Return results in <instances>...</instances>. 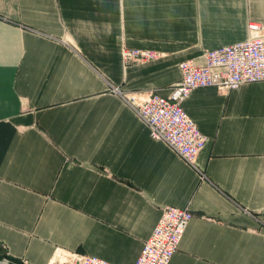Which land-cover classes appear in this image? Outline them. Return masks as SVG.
<instances>
[{
  "label": "crops",
  "instance_id": "obj_1",
  "mask_svg": "<svg viewBox=\"0 0 264 264\" xmlns=\"http://www.w3.org/2000/svg\"><path fill=\"white\" fill-rule=\"evenodd\" d=\"M249 21L264 25V0H0V254L134 264L173 206L191 218L168 264H264V81L181 101L204 177L121 97L167 96L178 62ZM122 47L158 56L124 65Z\"/></svg>",
  "mask_w": 264,
  "mask_h": 264
},
{
  "label": "built area",
  "instance_id": "obj_2",
  "mask_svg": "<svg viewBox=\"0 0 264 264\" xmlns=\"http://www.w3.org/2000/svg\"><path fill=\"white\" fill-rule=\"evenodd\" d=\"M246 31L247 37L243 41L205 50L200 65L191 60L178 62L180 79L170 87L167 96L151 91L121 93L124 102L146 125L149 137L163 142L201 177L204 174L196 168L195 157L203 147L205 137L182 110L180 103L194 88L214 87L228 92L242 83L264 81V25L249 21ZM120 56L126 65L154 59L158 53L122 47ZM113 90L120 94L116 88ZM190 218L191 213L185 208L163 207L134 264H168ZM2 260L7 262L5 258ZM19 264L27 263L20 260ZM61 264L113 263L93 256L68 254Z\"/></svg>",
  "mask_w": 264,
  "mask_h": 264
},
{
  "label": "trees",
  "instance_id": "obj_3",
  "mask_svg": "<svg viewBox=\"0 0 264 264\" xmlns=\"http://www.w3.org/2000/svg\"><path fill=\"white\" fill-rule=\"evenodd\" d=\"M3 258H5V259L7 260L8 264H19L18 261H14V260H12V259L6 257L5 255H1V254H0V260L3 259Z\"/></svg>",
  "mask_w": 264,
  "mask_h": 264
},
{
  "label": "water",
  "instance_id": "obj_4",
  "mask_svg": "<svg viewBox=\"0 0 264 264\" xmlns=\"http://www.w3.org/2000/svg\"><path fill=\"white\" fill-rule=\"evenodd\" d=\"M0 264H8V263L3 260H0Z\"/></svg>",
  "mask_w": 264,
  "mask_h": 264
},
{
  "label": "rangeland",
  "instance_id": "obj_5",
  "mask_svg": "<svg viewBox=\"0 0 264 264\" xmlns=\"http://www.w3.org/2000/svg\"><path fill=\"white\" fill-rule=\"evenodd\" d=\"M2 260V259H1ZM8 263V262H7Z\"/></svg>",
  "mask_w": 264,
  "mask_h": 264
},
{
  "label": "bare ground",
  "instance_id": "obj_6",
  "mask_svg": "<svg viewBox=\"0 0 264 264\" xmlns=\"http://www.w3.org/2000/svg\"><path fill=\"white\" fill-rule=\"evenodd\" d=\"M59 259V258H58Z\"/></svg>",
  "mask_w": 264,
  "mask_h": 264
}]
</instances>
